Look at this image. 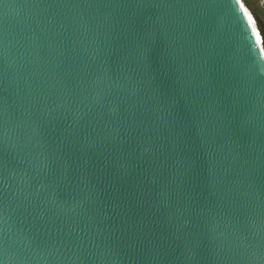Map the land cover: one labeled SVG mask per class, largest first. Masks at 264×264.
I'll return each mask as SVG.
<instances>
[{
    "label": "water",
    "instance_id": "obj_1",
    "mask_svg": "<svg viewBox=\"0 0 264 264\" xmlns=\"http://www.w3.org/2000/svg\"><path fill=\"white\" fill-rule=\"evenodd\" d=\"M249 14L0 0V264H264Z\"/></svg>",
    "mask_w": 264,
    "mask_h": 264
},
{
    "label": "trees",
    "instance_id": "obj_2",
    "mask_svg": "<svg viewBox=\"0 0 264 264\" xmlns=\"http://www.w3.org/2000/svg\"><path fill=\"white\" fill-rule=\"evenodd\" d=\"M242 2H243V4L250 10V12L252 13V15H253V17H254V19L256 20V22H257V27L260 29V30H262V31H264V28L262 27V25H261V23H260V18H259V13H258V7L256 6V4L253 2V1H251V0H242Z\"/></svg>",
    "mask_w": 264,
    "mask_h": 264
},
{
    "label": "rangeland",
    "instance_id": "obj_3",
    "mask_svg": "<svg viewBox=\"0 0 264 264\" xmlns=\"http://www.w3.org/2000/svg\"><path fill=\"white\" fill-rule=\"evenodd\" d=\"M251 1H253L254 3L255 2L257 3V4L255 3V4L258 7V13H259L258 15H259V18H260L259 21H260L262 27L264 28V0H251ZM254 23L257 24L256 20L254 21ZM258 34H259V37H260V40H261V36H260V32L259 31H258Z\"/></svg>",
    "mask_w": 264,
    "mask_h": 264
},
{
    "label": "snow or ice",
    "instance_id": "obj_4",
    "mask_svg": "<svg viewBox=\"0 0 264 264\" xmlns=\"http://www.w3.org/2000/svg\"><path fill=\"white\" fill-rule=\"evenodd\" d=\"M232 3L235 5L236 10L240 13L241 15V19H243V8L242 6L239 4L238 0H232ZM252 43L255 45L256 41L253 39Z\"/></svg>",
    "mask_w": 264,
    "mask_h": 264
},
{
    "label": "bare ground",
    "instance_id": "obj_5",
    "mask_svg": "<svg viewBox=\"0 0 264 264\" xmlns=\"http://www.w3.org/2000/svg\"><path fill=\"white\" fill-rule=\"evenodd\" d=\"M240 1L242 2V0H240ZM242 6H243V8H244V10H245V12H246V14H247V16L250 18V14H249V13H251L250 10L247 9L246 6H245L243 3H242ZM251 14H252V13H251ZM251 20H252V19H251ZM252 27H253L254 31L256 32V35H257V37H258V39H259V41H260V37H259L258 31L256 30V28H255L253 22H252ZM262 49H263V47H262ZM263 51H264V50H263Z\"/></svg>",
    "mask_w": 264,
    "mask_h": 264
}]
</instances>
